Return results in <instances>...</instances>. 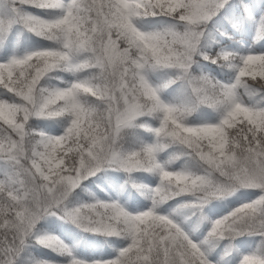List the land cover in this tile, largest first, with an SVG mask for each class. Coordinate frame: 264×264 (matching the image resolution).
I'll return each instance as SVG.
<instances>
[{"label": "snow or ice", "instance_id": "1", "mask_svg": "<svg viewBox=\"0 0 264 264\" xmlns=\"http://www.w3.org/2000/svg\"><path fill=\"white\" fill-rule=\"evenodd\" d=\"M0 264H264V0H0Z\"/></svg>", "mask_w": 264, "mask_h": 264}, {"label": "trees", "instance_id": "2", "mask_svg": "<svg viewBox=\"0 0 264 264\" xmlns=\"http://www.w3.org/2000/svg\"><path fill=\"white\" fill-rule=\"evenodd\" d=\"M255 2H256L257 4H259L260 2H262V0H255ZM85 198H86V197L83 196V195H81V197H80V199H85ZM57 234L59 235L60 233L57 232ZM34 251H35V254H36L38 257H41V258H47V254H46L45 250L37 248V249H34Z\"/></svg>", "mask_w": 264, "mask_h": 264}, {"label": "rangeland", "instance_id": "3", "mask_svg": "<svg viewBox=\"0 0 264 264\" xmlns=\"http://www.w3.org/2000/svg\"><path fill=\"white\" fill-rule=\"evenodd\" d=\"M92 190H93V191H96V188L93 186V187H92Z\"/></svg>", "mask_w": 264, "mask_h": 264}]
</instances>
